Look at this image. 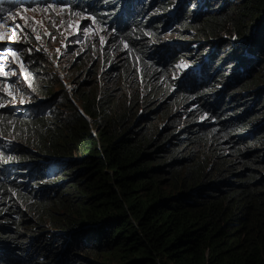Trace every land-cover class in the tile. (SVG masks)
Listing matches in <instances>:
<instances>
[{
	"label": "trees",
	"instance_id": "obj_1",
	"mask_svg": "<svg viewBox=\"0 0 264 264\" xmlns=\"http://www.w3.org/2000/svg\"><path fill=\"white\" fill-rule=\"evenodd\" d=\"M89 1L70 0L67 8L87 11L100 21L105 9L113 11L120 2L92 0L94 7ZM127 1L134 12L126 19L122 12L112 18L118 35L138 57H151L153 70L165 79L170 72L163 74L164 67L177 64L182 55L174 58L178 46L163 61L157 59L160 53L146 54L137 44L138 28L148 31L159 23L154 17L145 28L139 16L147 3L157 2L164 11L177 2L169 19L190 24L184 15L192 9L185 7L196 0ZM218 1L215 13L202 4L193 9L190 18H200L188 27L214 46L205 54H191L197 67L185 71L190 77L195 69L198 79L191 84L185 78L171 80L176 96L171 105L162 100L168 95L164 79L156 81L151 69L136 63L135 75L143 81L136 95L114 96L103 85L93 92L73 86L70 97L63 93L55 103L44 97L23 109L0 107V134L24 142L0 141V244H12L18 252L13 260L0 252V261L38 264L47 254L42 264H264V155L237 147L264 124V117L243 132L251 110L232 107L258 96L230 91L251 74L236 75L247 61V47L254 49L252 58L264 57V0ZM252 23L256 26L248 36ZM223 40L228 54L221 63L213 48ZM187 47L179 44L178 49ZM233 58L218 79L225 61ZM209 63L219 67L208 70ZM200 84L193 94L195 101L201 96L197 107L175 110L182 95ZM35 90L43 94L49 89L36 84ZM43 177L46 183L37 179ZM23 236L35 252L21 246ZM76 249L84 254L75 257Z\"/></svg>",
	"mask_w": 264,
	"mask_h": 264
},
{
	"label": "rangeland",
	"instance_id": "obj_2",
	"mask_svg": "<svg viewBox=\"0 0 264 264\" xmlns=\"http://www.w3.org/2000/svg\"><path fill=\"white\" fill-rule=\"evenodd\" d=\"M197 4H202L208 10L215 13L220 1L215 0L211 4H206L205 0L187 2L185 8L192 9V11H188L184 15V19L191 22L190 24L171 21L168 16L173 15L171 13L173 7L168 6V10L159 11L157 2L147 3L145 6L146 10L139 16L141 23L144 25L143 27H145L146 21L153 14H161L157 17L158 22L154 23H159V26L153 28L145 27L148 31L139 27V35H135L137 36V44L140 45V48L144 49L146 54L151 52L156 54L160 53L161 57L158 56L157 59L163 61L167 53L172 52L174 47H179V44L189 46L186 50L176 48L174 58L178 57V54L182 56L177 58V64L174 62L171 66L166 65L164 67L163 74L170 72L165 79L161 77V74L153 70L154 65L151 63V57L148 58L146 55L138 57L132 45L122 40L120 35H118L117 27L112 20L118 8L113 11L112 7L105 9L102 12V19L98 21L94 17L92 18L87 11L72 10L62 5L52 6L51 4L45 3L37 6L34 4H24L17 7L13 5L9 12H3L1 15H4L0 16V57H2L0 58V105L11 108L9 109L11 111L13 108L23 109V104L35 102L44 97L52 98L53 103H55L59 101L60 95L63 93H66L70 97V88L73 86L80 90L93 92L103 85V88L109 90L111 95L114 96L136 95L139 93L142 87L141 85H143L140 84L143 81L134 72V64L136 63H138L137 66H140L142 70L144 68L151 69L153 71V78L156 81L160 77V79H164L168 88V95L162 98V100L164 103L171 105L176 97L175 94H171V90L173 89V82L171 80L185 78L184 81L191 84L192 82L190 80L192 78L198 79V76H195V69L192 71L193 76L189 75L190 77H187L188 75L185 71L187 67H197V60L192 59L191 54L197 51V53L202 55L207 53V51H212L210 47H212L213 43L202 42L207 36L205 34H197L195 33L196 29L188 27L194 25L195 21L200 18H190ZM175 5L176 3L173 4V6ZM110 11L112 12L110 13ZM226 28L230 29L231 32L234 30L233 26H227ZM141 39L145 41L140 44L139 41ZM224 43H227V41L223 40L218 42L213 48V51H218L216 57H222L221 63H223L225 56L228 54ZM257 46H259L258 43ZM252 50H254L252 47H247V61L236 72V75L251 72L249 78L247 77V79L231 85L232 89L230 90L233 91L238 88L237 91L239 93L246 90L252 91L248 92L250 96L245 98H252V95L253 97L258 96L257 101L247 104L241 103V105H236L235 108L232 107V110L239 107H249L251 110V113L246 119L248 121L244 123L243 132L252 129L254 126L253 123L257 122L261 117H264V98L260 99V95L264 96V88L262 90L261 87L260 91L254 90L257 86L264 85V76H260L257 73L259 65V69H264V57L252 58V55L250 56V54H253ZM12 53L16 55L13 56L11 55ZM235 54L238 53L231 51L229 53L232 56H235ZM152 56H155V54ZM234 59H227L225 61L227 63L223 64V71L218 79L224 78V73L229 70V65L235 62ZM30 65L32 66L28 67ZM217 67L219 66H213L212 63H209L208 70L213 71ZM27 69H29L28 72ZM33 69H35L34 72L36 73L31 75L30 72ZM3 73H8V75L4 76ZM36 84H47L49 90H44L45 93L42 94L38 90H35ZM215 85L219 87L220 84L216 81ZM196 87L188 94L189 96L182 95L183 99H179L181 103H178L176 105L177 107L174 105L175 110H194L197 107L201 96L198 95L195 101L193 100V94L203 86L200 84L198 88ZM135 90H138V92L136 91L134 93ZM9 92H11V95L8 94ZM137 109H140L139 105ZM259 127L258 129H254V132L247 139H240L241 141L239 140L237 144L239 145L237 147L241 146L243 151L254 150L253 152L258 157L264 155V124H260ZM232 138L234 139L236 136H232ZM6 139L9 142L14 141L24 144L16 135L11 136L9 133L4 135L0 134V141H5ZM225 151H228V148H225ZM72 166L70 165L68 168ZM26 171H28L27 168ZM19 178L20 176L14 177V181L17 182ZM37 179L45 183L48 180L45 177ZM24 181H27L29 185V180L25 178ZM30 183L32 182L30 181ZM17 205L20 206L19 209L22 207V204ZM60 211L62 210H57L56 213ZM18 218L19 216L16 220ZM21 218H27V214L24 213ZM28 223L27 220L23 221L21 224L22 229L20 230L26 228ZM23 231L25 232L26 230ZM52 231L53 229L50 230V232ZM24 239H26L25 236L20 238L22 242H24ZM11 245L0 244V252L5 253L6 258L13 260V253L14 251L17 252V249L14 245ZM21 246L25 247L28 252L32 253L36 251L29 242H24ZM73 251L76 252L74 253L75 257L78 253L84 254L79 249ZM39 252L45 253L43 249ZM48 260L49 258L46 254L44 258L38 259V264H42ZM0 263L9 264L2 260ZM54 264H64V262L58 261V263Z\"/></svg>",
	"mask_w": 264,
	"mask_h": 264
},
{
	"label": "clouds",
	"instance_id": "obj_3",
	"mask_svg": "<svg viewBox=\"0 0 264 264\" xmlns=\"http://www.w3.org/2000/svg\"><path fill=\"white\" fill-rule=\"evenodd\" d=\"M27 1H29L31 4H34V5H39V4H43V3H45V4H51L52 6H55V5H62V6H65V7H68V4H69V2H70V0H27ZM120 2H119V6H118V9H117V11H116V14L115 15H118V14H120L121 12H122V19H126L127 18V15H130V14H132L133 12H134V9H131V5H127V0H119ZM0 2H4V0H0ZM133 3H134V1H133ZM176 3V5L173 7V4H175ZM89 4L90 5H92V6H94V4L92 3V0H91V2L89 1ZM100 6V5H99ZM169 6H171V7H173V10L176 8V6H177V2H173V3H171ZM95 7V6H94ZM123 7H125L126 9H122ZM180 7V6H179ZM169 9V8H168ZM167 9V10H168ZM146 10V9H145ZM144 10V11H145ZM172 10V11H173ZM10 11V9H7V10H5L4 12L5 13H7V12H9ZM170 13V12H169ZM172 13V12H171ZM90 14V13H89ZM4 15V14H3ZM3 15H1V16H3ZM91 15V14H90ZM161 14H153V16H151V18H149V20H151V19H153L154 17H159ZM174 15V14H173ZM172 15V16H173ZM172 16H168V17H172ZM91 17L93 18V16L91 15ZM125 17V18H124ZM174 17V16H173Z\"/></svg>",
	"mask_w": 264,
	"mask_h": 264
},
{
	"label": "snow or ice",
	"instance_id": "obj_4",
	"mask_svg": "<svg viewBox=\"0 0 264 264\" xmlns=\"http://www.w3.org/2000/svg\"><path fill=\"white\" fill-rule=\"evenodd\" d=\"M0 11H3V9H0ZM37 39H39V37H37ZM53 39H54V37H53ZM125 47H127V45H125ZM57 51H59V49H57ZM11 55L15 56L16 54H15V53H12ZM0 58H2V57H0ZM3 75H4V76H7L8 73H3ZM8 94L11 95V92H9ZM2 106H3V105H0V107H2Z\"/></svg>",
	"mask_w": 264,
	"mask_h": 264
},
{
	"label": "water",
	"instance_id": "obj_5",
	"mask_svg": "<svg viewBox=\"0 0 264 264\" xmlns=\"http://www.w3.org/2000/svg\"><path fill=\"white\" fill-rule=\"evenodd\" d=\"M255 26H256L255 23H252L250 25V32H249L248 36L251 34V32H252V30L254 29Z\"/></svg>",
	"mask_w": 264,
	"mask_h": 264
}]
</instances>
